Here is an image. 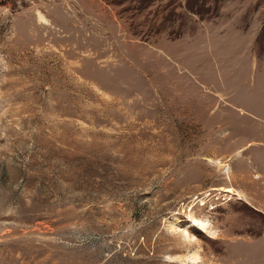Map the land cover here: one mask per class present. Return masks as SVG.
<instances>
[{
    "label": "rangeland",
    "instance_id": "1",
    "mask_svg": "<svg viewBox=\"0 0 264 264\" xmlns=\"http://www.w3.org/2000/svg\"><path fill=\"white\" fill-rule=\"evenodd\" d=\"M0 264H264V0H0Z\"/></svg>",
    "mask_w": 264,
    "mask_h": 264
},
{
    "label": "bare ground",
    "instance_id": "2",
    "mask_svg": "<svg viewBox=\"0 0 264 264\" xmlns=\"http://www.w3.org/2000/svg\"><path fill=\"white\" fill-rule=\"evenodd\" d=\"M201 202H203V201H201ZM199 206H200V207H203L204 204H203V203H200ZM192 222H193V227H196V228L201 227L203 230H207V225H206L205 223H202V222H200V221H198V220H196V219L193 220Z\"/></svg>",
    "mask_w": 264,
    "mask_h": 264
}]
</instances>
